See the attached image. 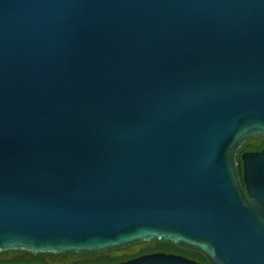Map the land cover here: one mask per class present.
<instances>
[{"label": "water", "instance_id": "obj_1", "mask_svg": "<svg viewBox=\"0 0 264 264\" xmlns=\"http://www.w3.org/2000/svg\"><path fill=\"white\" fill-rule=\"evenodd\" d=\"M257 138L264 0H0V255L264 264Z\"/></svg>", "mask_w": 264, "mask_h": 264}, {"label": "flooded vegetation", "instance_id": "obj_2", "mask_svg": "<svg viewBox=\"0 0 264 264\" xmlns=\"http://www.w3.org/2000/svg\"><path fill=\"white\" fill-rule=\"evenodd\" d=\"M255 150H248L244 152H260L264 150V138H257L247 142ZM240 151L236 156V162L238 156L242 154ZM239 181L241 188L244 191V202L247 210H252L255 214L261 216L259 219L264 221V202L253 199L252 195L247 192V185L244 181V172L241 167V174ZM174 245L164 242H151L139 245H132L121 250H112L105 253L98 254H58V255H32L22 252H9L0 255V264H119L130 261L135 258L142 256L153 255V254H165V255H176L172 254ZM176 247V246H174ZM131 253V254H130ZM187 260L196 262L198 264H210L204 256L196 251H190L180 248V255ZM119 259L118 263L109 262L106 258Z\"/></svg>", "mask_w": 264, "mask_h": 264}, {"label": "trees", "instance_id": "obj_3", "mask_svg": "<svg viewBox=\"0 0 264 264\" xmlns=\"http://www.w3.org/2000/svg\"><path fill=\"white\" fill-rule=\"evenodd\" d=\"M248 150H255L251 145H249L248 143H246V144H244L243 146H242V149H241V153L243 152V151H248ZM240 156L241 155H239L238 156V160H237V172H238V175H240L241 174V161H240ZM173 248H174V250L172 251V254H178V255H180V248H178V247H174L173 246ZM107 259V261H109V262H114V263H118V261H120L119 259H111V258H106Z\"/></svg>", "mask_w": 264, "mask_h": 264}]
</instances>
